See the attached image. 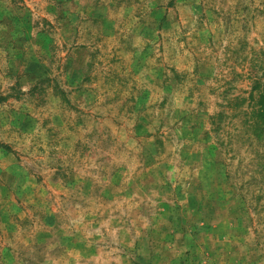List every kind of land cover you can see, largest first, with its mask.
<instances>
[{
    "label": "rangeland",
    "instance_id": "1",
    "mask_svg": "<svg viewBox=\"0 0 264 264\" xmlns=\"http://www.w3.org/2000/svg\"><path fill=\"white\" fill-rule=\"evenodd\" d=\"M0 264H264V0H0Z\"/></svg>",
    "mask_w": 264,
    "mask_h": 264
},
{
    "label": "trees",
    "instance_id": "2",
    "mask_svg": "<svg viewBox=\"0 0 264 264\" xmlns=\"http://www.w3.org/2000/svg\"><path fill=\"white\" fill-rule=\"evenodd\" d=\"M254 90H258L260 91V84L258 83L255 87H254ZM254 96V94L252 95V97Z\"/></svg>",
    "mask_w": 264,
    "mask_h": 264
}]
</instances>
